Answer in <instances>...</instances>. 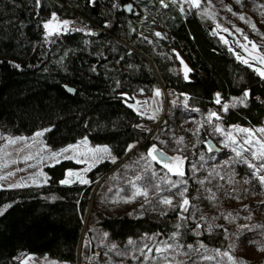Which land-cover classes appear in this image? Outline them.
<instances>
[{
    "label": "trees",
    "instance_id": "trees-1",
    "mask_svg": "<svg viewBox=\"0 0 264 264\" xmlns=\"http://www.w3.org/2000/svg\"><path fill=\"white\" fill-rule=\"evenodd\" d=\"M119 1L132 4L139 14L127 15L105 2L99 6L101 13H94L86 0H39V4L37 0H0L2 130L29 134L47 127L46 140L54 147L82 137L108 143L119 162L134 145L145 149L155 142L144 127L146 119L131 103L138 92L152 91L157 82L178 95L186 94L187 101L184 108L172 109V119L161 122L156 135L173 134L179 125L184 126L186 136L191 134L188 112L192 109L199 113L215 109L221 113L224 127H259L263 123L264 80L207 29L219 19L217 7L209 4L213 0H201L199 8L186 7L178 0H165L167 7L160 0ZM223 3L235 16L264 18V0ZM52 10L72 17V27L47 34L43 21ZM226 27L242 40L244 28L236 23ZM154 28L164 37L157 36ZM180 60L191 67L187 79ZM245 92L249 93L246 98ZM241 96L242 104L231 103ZM224 105H228L227 111ZM206 130L192 132L199 142L196 150H212ZM116 162L99 164L90 172L87 184H61L66 169L78 166L62 160L46 167L44 185L0 188V264H21L15 260L19 252L80 261L78 248L87 236L94 188ZM97 216V224L118 245L145 234L174 238L183 245L200 241L222 249L227 244L225 227L203 229L179 207L137 216Z\"/></svg>",
    "mask_w": 264,
    "mask_h": 264
},
{
    "label": "rangeland",
    "instance_id": "rangeland-1",
    "mask_svg": "<svg viewBox=\"0 0 264 264\" xmlns=\"http://www.w3.org/2000/svg\"><path fill=\"white\" fill-rule=\"evenodd\" d=\"M178 1L181 5L189 6L186 0ZM209 4L216 6V12L219 14V19L212 22L213 26L223 29L227 23H236L238 27L244 28L241 40L244 45L249 50L264 55V18L256 16V19H251L248 15L244 17L243 14L244 19H241L240 15L235 16L233 12L228 11L223 0H213ZM53 15L56 17L53 23L61 25L60 30L53 34L66 32L72 27L74 20L72 17L53 10L43 21V27L45 23L52 21ZM63 21L69 22L66 29L63 27ZM44 30L48 34V30L45 28ZM152 31L164 37L159 28ZM253 44L256 45L255 50L252 48ZM185 65L188 69L191 68L183 61L181 63L183 71ZM262 78L264 80V77ZM157 91L160 92L159 96L156 95ZM186 101V94L178 95L165 89L158 82L152 91L138 92L131 106L146 119L144 127L155 142L145 149L141 144L134 145L127 156L119 162H116L117 156L108 143H93L82 137L74 142L54 147L46 140L47 127L29 134H12L0 127V177H5L0 179V188H15L11 187L14 184L22 186L46 184L45 176L48 177L46 167L56 163L47 157L69 146H74V150L64 153V156L73 158L65 159L64 156H60L58 159L71 160L78 166L66 169L62 180L68 178L67 173L71 171L80 173L90 181V172L99 164L113 162V158L116 162L112 170L98 179L94 188L86 220L87 236L78 248L80 261L71 263L58 260L46 253L29 252L17 253L15 260L21 264H232V260L229 259L231 256L233 260L247 261V264H264V251L259 250L264 247V227H261L264 226V185L258 179L259 175H264V167H261L264 165V159H254L252 156V152L259 149V144L255 142L257 140L264 142V133L257 131L264 128V120L259 127H224L221 122L222 115L215 109H210L207 113H199L192 109L188 112L191 115V134L186 136L184 126L179 125L175 127L177 130L173 134H166L165 131L156 135L158 125L172 119V109L184 108ZM231 101L234 105L242 104L244 98L241 96ZM211 113H216L219 119L211 117ZM217 127L223 131H216ZM199 128L207 129L208 139L217 150H196L199 142L194 140L192 132ZM238 128L249 129L251 137L248 133L237 131ZM37 132L44 134L37 138L35 137ZM229 134L236 143H232L228 138ZM181 138L183 141L178 142ZM249 138L253 140L252 144L245 143ZM162 145L165 147H161ZM105 147L110 150V155L97 153V156L103 157L102 162L96 163L87 172L83 171L92 163V153L89 150ZM153 147L168 153L171 158L181 157L183 164L179 167L186 172L188 178L170 172L163 167L164 162L152 160L148 153ZM238 152L240 155H237ZM29 156L32 158L25 160V157ZM78 160L82 162H77ZM250 164L255 167H249ZM41 172L44 175H39ZM71 179L75 180V177ZM137 188L146 190L147 197L134 196ZM164 199H170L172 204L162 203ZM184 199L189 201L185 207L190 218L203 229L215 226L226 228V247L211 248L200 241L183 245L174 238L159 237L157 234H145L118 245L107 231L97 224V213L108 216L123 214L137 216L152 211L168 212L181 208ZM248 216L252 219H245ZM243 225L248 227H242Z\"/></svg>",
    "mask_w": 264,
    "mask_h": 264
},
{
    "label": "snow or ice",
    "instance_id": "snow-or-ice-1",
    "mask_svg": "<svg viewBox=\"0 0 264 264\" xmlns=\"http://www.w3.org/2000/svg\"><path fill=\"white\" fill-rule=\"evenodd\" d=\"M160 2H161V4L164 7L168 6L165 3V0H160ZM172 2L175 3L176 0H172ZM186 2L191 7L199 8L201 6V0H186ZM238 2H239V0H238ZM37 4H39V0H37ZM127 8H128V11H132V6L131 5H128ZM181 11H184L183 7H181ZM241 19H244V17H241ZM53 21H56L55 15H53L52 21H49V22L44 24V28L46 30H48V34L49 35H52L54 32L60 30V28H61V25L59 23L54 24ZM68 23H69L68 21H63V27L65 29L67 28ZM253 27H255V25H253ZM89 34H91V33H89ZM156 35L160 36L161 34L160 33H156ZM245 39H247V37H245ZM252 48L255 50L256 49V45L253 44ZM253 59L259 61L261 64H264V55L254 56ZM181 63H183V61H181ZM243 63L248 64L249 61L247 59H244ZM16 67H19V65H16ZM189 71H190V69H188L187 66L185 65V67H184L185 79L188 78V72ZM257 71L259 72V74L262 77H264V71H262L260 69H257ZM156 95L159 96L160 92L157 91ZM248 95H249V93H247V92L244 93V97L245 98ZM216 102L220 103L219 94H217ZM241 102H243V101H241ZM227 110H228V105H224V111H227ZM210 116L211 117H216L217 119H219V116H217L216 113H211ZM150 118H154V117H150ZM216 131H223V130L221 128L217 127ZM237 131L248 133L249 137H251V135H252V133H251V131L249 129L238 128ZM257 131L264 133V128L258 129ZM43 134H44L43 132H37L35 134V137H37V138L41 137ZM228 138L232 141V143H236L235 139L231 136V134H229ZM182 141H183V138H181V140L178 141V142H182ZM11 143H15V141H11ZM84 143L86 144L87 142L84 141ZM245 143L252 144L253 140L251 138H249V139L245 140ZM255 143L259 144V149H258V151L252 152L253 158L254 159H264V142H261V141L257 140ZM43 150H45V149H41V151H43ZM73 150H74V146H69L68 148L62 149L60 152L51 153V155L49 157H47V158L54 160L56 163H59L60 161H59L58 157L64 156V153H67V152L73 151ZM89 151L92 153V163L89 164L88 168L83 170L85 172L89 171L91 169V167H93L96 163L102 162L103 157L97 156V153H105V154H109L110 155V150L107 147L98 148V149H90ZM148 155L151 157L152 160L158 161V162H159V160H158L159 157H163L165 160H170L171 162L164 163L163 167L167 168L170 172H174V174H176V175H179V176H183L184 175V172L179 167V165L183 164V159L181 157L177 156V157L167 158V157L164 156L163 152L158 151L155 147H153L150 150ZM237 155H240V153L238 152ZM31 158L32 157H30V156L29 157H25V160H28V159H31ZM64 158L65 159H72L73 157L64 156ZM42 159H44V158H42ZM77 162H82V161L78 160ZM113 162H115V158H113ZM174 165H175V167H174ZM249 167H255V166L250 164ZM261 167H264V165H261ZM257 172H259V169H257ZM9 175H14V173H9ZM39 175H44V173L41 172V173H39ZM67 177L68 178H66V179L61 181L62 184L68 185V184L76 182V181H79L80 183H83V184L89 183V181L86 178H84V176H82L80 173H74V172L69 171L67 173ZM72 177H75V180L71 179ZM4 178L5 177H0V179H4ZM47 179H48V177L45 176V183L47 182ZM137 179H140V178L137 177ZM258 179H259V182L262 185H264V175H259ZM20 186H22V185L21 184L11 185V187H20ZM173 186H175V185H173ZM138 195H142V196L147 197L148 193H147L146 190H141V189L137 188L136 192L134 193V196H138ZM181 195H183V193H181ZM162 203L167 204V205H171L172 201L170 199H164L162 201ZM188 204H189V201L187 199H184L183 202H182V205H181V209L183 211H187V208L185 206H187ZM229 216H231V213H229ZM245 219L251 220L252 217L248 216V217H245ZM242 227L247 228L248 225H243ZM261 227H264V226H261ZM130 243H131V241H130ZM259 250L260 251H264V247L260 248ZM158 251H159V249H158ZM224 255L227 256L228 253H224ZM229 259L232 260V264H247V261L233 260L231 256H229Z\"/></svg>",
    "mask_w": 264,
    "mask_h": 264
},
{
    "label": "water",
    "instance_id": "water-1",
    "mask_svg": "<svg viewBox=\"0 0 264 264\" xmlns=\"http://www.w3.org/2000/svg\"><path fill=\"white\" fill-rule=\"evenodd\" d=\"M128 5L132 6V4H130V3L126 4L125 5V10L126 11H128V8H127ZM132 9H133V7H132ZM138 14H139L138 11L134 12L135 16H137ZM207 29L209 30V32L211 34L215 33L218 36L223 38V40L226 42L229 50L233 52L235 58L241 64L250 66L257 73H259L257 71V69H260V70L264 71V64H261L259 61L253 59L254 56H257V55H260V54L257 53V52H254L252 50H249L244 45V43L241 41V39L237 36V34L234 31H232L230 28L226 27V28H223V29H219V28H217V27H215L213 25H208ZM244 59H247L249 61V63L248 64L243 63ZM67 90L69 92H71V93L74 92L73 89L69 88V87H67ZM207 143H208L209 146L212 147V149L217 150V148L213 146L212 142L209 139L207 140ZM158 151L163 152L165 157L170 158V155L168 153H166V152H164L162 150H158ZM158 160L160 162H164V163L170 161V160H165L163 157H159Z\"/></svg>",
    "mask_w": 264,
    "mask_h": 264
},
{
    "label": "flooded vegetation",
    "instance_id": "flooded-vegetation-1",
    "mask_svg": "<svg viewBox=\"0 0 264 264\" xmlns=\"http://www.w3.org/2000/svg\"><path fill=\"white\" fill-rule=\"evenodd\" d=\"M113 1H114V3H113ZM86 2L89 5V7H91V9L93 10V12L94 13H98V14L101 13V8L99 6L103 2H105L106 5L107 4H112L113 6L117 7V10L118 11H122V12L126 13L127 15H130V14L134 15L135 8H136L135 6H133L132 11H126L125 10V1L120 2L119 0H107V1H104V0H86Z\"/></svg>",
    "mask_w": 264,
    "mask_h": 264
},
{
    "label": "built area",
    "instance_id": "built-area-1",
    "mask_svg": "<svg viewBox=\"0 0 264 264\" xmlns=\"http://www.w3.org/2000/svg\"><path fill=\"white\" fill-rule=\"evenodd\" d=\"M217 94H219L218 92H216V96H217ZM219 98H220V100H221V97H220V95H219Z\"/></svg>",
    "mask_w": 264,
    "mask_h": 264
}]
</instances>
